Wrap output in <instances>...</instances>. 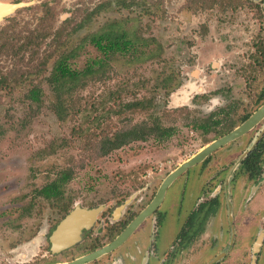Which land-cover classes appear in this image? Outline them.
Here are the masks:
<instances>
[{
  "label": "rangeland",
  "instance_id": "374dc122",
  "mask_svg": "<svg viewBox=\"0 0 264 264\" xmlns=\"http://www.w3.org/2000/svg\"><path fill=\"white\" fill-rule=\"evenodd\" d=\"M0 2L30 3L0 22V229L22 227L25 238L63 205L129 203L157 186L202 146L193 118L264 88V0ZM112 24L142 52H99L91 39ZM76 46L69 66L83 80L60 105L48 79ZM94 59L100 64L87 69ZM32 88L37 101L27 99ZM135 101L147 109L124 107ZM153 117L175 129L169 139L100 155L104 136ZM63 171L71 179L60 199L37 194Z\"/></svg>",
  "mask_w": 264,
  "mask_h": 264
},
{
  "label": "flooded vegetation",
  "instance_id": "af4514ba",
  "mask_svg": "<svg viewBox=\"0 0 264 264\" xmlns=\"http://www.w3.org/2000/svg\"><path fill=\"white\" fill-rule=\"evenodd\" d=\"M255 95L243 105L231 99L211 114L193 118L191 129L203 138L202 146L131 202L63 205L62 211L47 217V227L42 222L29 229L26 238L22 227L0 229V264H259L264 248V116L185 168L150 208L171 172L251 119L264 105V88ZM71 215L75 221L59 232L58 225ZM140 218L115 249L84 260ZM89 222V228L80 227ZM69 234L75 235V242L61 246Z\"/></svg>",
  "mask_w": 264,
  "mask_h": 264
},
{
  "label": "trees",
  "instance_id": "16d2710c",
  "mask_svg": "<svg viewBox=\"0 0 264 264\" xmlns=\"http://www.w3.org/2000/svg\"><path fill=\"white\" fill-rule=\"evenodd\" d=\"M57 39H55V42ZM138 39L130 37L126 32L120 31L119 28L109 26L106 30L102 31L99 35H93L91 43L101 53H119L127 54L129 56H135L141 53L140 48L142 44L137 45ZM57 47H54V51H59ZM147 45V41L145 43ZM79 47L76 46L65 53H61L55 60V64L51 70L48 82L52 85L57 99L60 101V105L65 102L64 95L72 94L71 84L77 80L76 83L82 82L83 76L75 73L69 66L70 59L75 55L76 50ZM108 55V54H107ZM48 56H45L46 59ZM48 60V59H47ZM102 62V61H101ZM100 64V59H94L87 65V69H91ZM81 75V76H80ZM71 83V84H70ZM38 90L32 88L27 93V99L37 101ZM63 101H62V100ZM124 107L127 109H147L139 102L128 103ZM175 132L173 127H165L162 125L159 118L153 117L150 121L144 120L138 123H134L129 128L116 131L112 136H104L99 142L97 149L100 151V155H106L113 150L120 149L126 145L135 142H145L149 138H154L157 141H164L169 139ZM71 179L70 171H63L56 176L50 183L45 184L37 192L43 199H60L62 197V188Z\"/></svg>",
  "mask_w": 264,
  "mask_h": 264
},
{
  "label": "water",
  "instance_id": "95a60500",
  "mask_svg": "<svg viewBox=\"0 0 264 264\" xmlns=\"http://www.w3.org/2000/svg\"><path fill=\"white\" fill-rule=\"evenodd\" d=\"M27 4H9V3H3L0 2V22L2 21V19L7 16L10 15L11 13L15 12L16 10L26 6ZM262 116H264V105L251 117V119L246 122L245 124L241 125L238 129L234 130L232 133L228 134L227 136H224L222 138H220L217 141L212 142L211 144L207 145L205 148H203L199 153H197L195 156H193L191 159H189L188 161H186L184 164H182L179 168L175 169L173 172H171L162 182V184L160 185V188L157 192V195L155 197V200L153 201L152 205L150 206V208H154V206L156 205V203H158L163 194L164 191L166 189L167 186H169L171 184V182L177 178V176L188 166L194 165L198 162H200L205 156H207L208 154H210L213 150L225 145L228 141H231L233 139H235L236 137L240 136V134H242V132L244 130L247 129V127L252 124L253 122H255L256 120H258L259 118H261ZM146 212H144L145 214ZM89 215L92 216L93 215L91 212H89ZM137 219L136 221H134L129 227L128 229L120 236L118 237L116 240H114L112 243H110L109 245H107L106 247L96 251L95 253H93L92 255L85 257L84 260L85 261H89L91 259L97 258L99 256H101L102 254L108 253L110 251H112L113 249H115L119 244H121L125 238L132 232V230L134 228H136L137 224L139 223V221L141 220ZM75 221V218L72 217V215L68 218H66L65 220H63L57 227V229L60 231H65V229H68L70 227L71 222ZM90 223L88 225L83 224L80 227H90ZM69 236H71L70 238L68 237L67 240H65L64 242H62L60 245L61 246H68L71 245L75 242V235L74 234H69ZM261 240V237L259 236L258 238V243Z\"/></svg>",
  "mask_w": 264,
  "mask_h": 264
}]
</instances>
